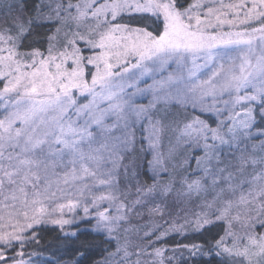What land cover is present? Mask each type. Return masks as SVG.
Instances as JSON below:
<instances>
[{"label": "snow or ice", "instance_id": "6c2138e0", "mask_svg": "<svg viewBox=\"0 0 264 264\" xmlns=\"http://www.w3.org/2000/svg\"><path fill=\"white\" fill-rule=\"evenodd\" d=\"M0 264H264V0H0Z\"/></svg>", "mask_w": 264, "mask_h": 264}]
</instances>
